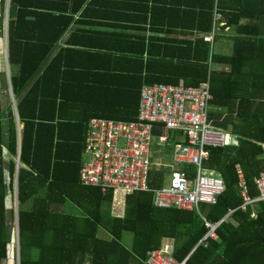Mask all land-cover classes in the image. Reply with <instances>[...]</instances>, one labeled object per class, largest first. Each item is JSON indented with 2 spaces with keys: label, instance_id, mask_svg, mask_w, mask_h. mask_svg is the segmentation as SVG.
Instances as JSON below:
<instances>
[{
  "label": "trees",
  "instance_id": "obj_1",
  "mask_svg": "<svg viewBox=\"0 0 264 264\" xmlns=\"http://www.w3.org/2000/svg\"><path fill=\"white\" fill-rule=\"evenodd\" d=\"M54 1L7 3L6 58L14 109L10 102L2 110L0 96V118H5L0 119V264L9 259L6 203L13 200L15 179L18 264H145L147 252L159 248L164 238L173 239L177 260L189 255L188 264H264V203H259L254 218L251 207L236 208L242 203L236 166L249 197L258 195L255 178L264 170V102L241 104L240 111L238 104L237 116L232 117L233 69L227 73L214 67L227 61L233 66L246 51L264 65V40L237 39L229 57L217 55L213 48L217 32L228 27L236 35H257L250 29L260 26L264 0H133L136 5L121 8L138 13L127 20L140 25L138 29L147 26L170 37L149 36L146 44L142 35L136 38L139 43L124 44L132 48L105 39L101 57L108 75L102 87L89 86V78L72 71L76 63L65 59L64 50L48 60L72 21L67 6ZM3 8L0 0L1 14ZM214 12L221 18L210 44L203 36L211 31ZM242 17L248 20L243 25L238 23ZM123 49L147 56L126 62L145 72L132 89L115 68V54ZM204 81L211 93L208 119L223 129L230 124L231 132L239 135L237 146L207 147L202 162L225 183L214 205H200L205 218L214 222L236 208L216 228L217 239H208L206 246L197 245L207 229L196 211L153 205L151 189L162 186L169 168L149 171L150 190L125 194L121 216L109 210L113 190L102 193L79 181L91 118L136 120L144 83L198 86ZM122 94L124 101L117 99ZM131 97L135 99L129 102ZM242 110L250 111L251 118ZM153 134L168 137L169 131L156 126ZM183 168L192 172L191 166ZM67 202L79 212H65L62 206ZM99 229L106 237L98 235ZM125 232L131 234L129 246L123 243Z\"/></svg>",
  "mask_w": 264,
  "mask_h": 264
},
{
  "label": "built area",
  "instance_id": "obj_2",
  "mask_svg": "<svg viewBox=\"0 0 264 264\" xmlns=\"http://www.w3.org/2000/svg\"><path fill=\"white\" fill-rule=\"evenodd\" d=\"M221 15L213 13L211 31L203 39L212 44ZM221 24V23H220ZM211 93L207 81L198 86L167 83L144 84L140 89L136 120L124 121L93 117L89 120L79 181L83 186L98 187L102 193L108 190L130 194L147 191L148 174L152 166L169 168L168 182L151 189L153 205L157 208L174 207L194 210L207 229L197 245H207L208 239H217L216 228L236 209L251 207L250 217H256L258 205L264 203V170L255 178L258 195L249 197L240 169L239 185L242 203L219 220L211 222L200 211L201 204L212 206L225 190L223 179L214 171L204 169L203 160L208 156L207 147H221L226 142L227 132L208 121ZM161 126L177 133L182 142L170 144V135L157 136L154 151L153 129ZM171 145V160L153 162L160 147ZM159 159V158H157ZM191 166L192 172L184 170ZM174 245L164 242L159 248L147 252L145 264H188L187 255L182 260L173 256Z\"/></svg>",
  "mask_w": 264,
  "mask_h": 264
},
{
  "label": "crops",
  "instance_id": "obj_3",
  "mask_svg": "<svg viewBox=\"0 0 264 264\" xmlns=\"http://www.w3.org/2000/svg\"><path fill=\"white\" fill-rule=\"evenodd\" d=\"M54 2L58 3L61 6H67V12L70 13L72 16V21L67 28V30L63 33L60 39L56 42L54 47L52 48L48 60L52 58L56 53L61 50L65 51V59L68 60L72 65H74V69L72 71H77L80 75L87 79V83L89 86L92 85L93 87H102L104 85V79L106 78L107 71L103 67L106 63L105 59H102L101 53L105 51V39L110 38L108 43L114 45H124L127 42L131 43H139L136 38L145 36V43L148 44L149 36H158L169 38L170 36L165 33H156L152 32L146 28L144 30L138 29L137 27H141L134 22H130L127 19L130 17H135L138 13L129 12V11H121V8H125L126 6L136 5L137 3L133 0H55ZM262 6L261 8H263ZM112 8V9H111ZM74 9V10H73ZM2 15V17H1ZM248 22L246 17H242L238 20V23L243 25ZM1 23L3 25V37L0 36V44H2V51L0 52V70L3 71L5 76V0H4V8L3 14L0 11V26ZM260 26L258 29L252 27L250 30H257V35H239L234 32V28H225L223 31H219L216 34V39L213 43L215 45L214 52L217 55L227 56L229 57L233 51L235 46V41L237 39H256V40H264V16L259 18ZM144 26V25H142ZM114 33L115 35H113ZM122 35H129L131 39H124ZM128 48H132L133 46H127ZM72 51H79V53L70 52ZM124 50V51H123ZM117 50L116 56L119 57V60L116 62V70L118 74L124 75L128 79L130 89H132L137 82H140L141 77L142 79L145 76V72L140 70V67L135 64H127V61L138 60L137 58H142L145 60L147 58L146 53L140 55L137 52H125L126 49ZM263 54V53H259ZM245 57H239L236 60L235 64L232 66L229 61L226 63L218 62L214 64L217 70L226 71L229 73L233 69V83H232V90L233 92V99L232 104H234V111L232 112V117H236V107L239 104V111L240 105H259V103L264 102V65L255 63V61L251 58L252 53L250 51H246L244 53ZM79 64H83L80 65ZM78 66L79 68H76ZM233 67V68H232ZM78 69V70H76ZM81 69V70H79ZM139 71V72H138ZM1 75V74H0ZM256 75V76H255ZM5 78V77H4ZM138 80V81H137ZM5 83V82H4ZM158 83V82H155ZM146 84V83H144ZM143 84V85H144ZM152 84V83H150ZM171 84V83H167ZM141 85V87L143 86ZM1 94L5 95V89L2 87L0 82V96ZM126 94L120 95L117 99L118 100H126L124 97ZM256 97L255 100L247 101L251 97ZM140 98V93H139ZM135 98L131 97L129 102L133 101ZM139 106V103H138ZM1 108L2 110L5 109V105H2L1 100ZM210 110V106H209ZM219 111V109H218ZM246 117L250 116V111L242 110ZM138 114V111H137ZM209 114V111H208ZM3 115V114H2ZM241 115V114H240ZM263 117V116H262ZM2 118V116H1ZM0 118V119H1ZM251 118V117H249ZM5 119V118H4ZM105 119V118H103ZM208 121L211 123L212 126L221 128L219 126H215L210 119ZM225 132L232 135V139L230 141L231 146H237L239 135L231 132V125L228 124L225 129L221 128ZM169 131V130H168ZM173 134L169 131V135ZM157 136H163L160 134H154L153 142H154V151L158 149L156 146V139ZM182 137L177 136L176 141L182 142ZM227 146V145H226ZM264 148V145H263ZM264 154V152H263ZM264 157V155H263ZM238 166H236V171ZM218 174V172H216ZM219 175V174H218ZM220 176V175H219ZM221 177V176H220ZM222 178V177H221ZM165 179V176H164ZM164 182V180H163ZM122 193L121 191H118ZM114 194V191H113ZM122 198V208H124V194ZM113 198V195H112ZM112 203V202H111ZM72 205L71 203H65L62 208L64 211H70ZM119 202L113 203V207L111 209V214L115 216H121L123 214L120 213ZM74 206V205H72ZM111 206V205H110ZM116 209L114 210V208ZM200 209V207H199ZM201 211V210H200ZM76 212V211H74ZM101 237H106L103 235ZM171 243L174 245V241L171 238H164L161 242Z\"/></svg>",
  "mask_w": 264,
  "mask_h": 264
},
{
  "label": "rangeland",
  "instance_id": "obj_4",
  "mask_svg": "<svg viewBox=\"0 0 264 264\" xmlns=\"http://www.w3.org/2000/svg\"><path fill=\"white\" fill-rule=\"evenodd\" d=\"M2 17V15H1ZM3 25L1 23V26H0V36L3 37ZM1 42V41H0ZM215 47V45H213V48ZM2 51V44H0V52ZM1 67V66H0ZM2 70V69H1ZM0 70V82H1V85L2 87H4L5 89V95L4 94H1V100H2V105H5V107L8 105V103L11 102V95H10V92H9V87H8V78H7V74H6V68H5V76H4V73L3 71ZM5 77V78H4ZM5 82V83H4ZM3 121H5L3 115H2V118H1ZM170 136V139H169V142L170 144L173 143L174 141H176V138L177 136H180L178 135L177 133H173L171 134ZM166 138V137H165ZM232 139V135H230L229 133H227V138H226V142H230ZM170 152H171V145L167 146H162L160 147V151L158 152V154H154L153 156V162H160V163H166L168 161L171 160V157H170ZM159 158V159H157ZM160 169V167H157L155 165L152 166V171L153 170H158ZM165 180H166V183L168 182V173L165 172ZM122 198H123V195L122 193L118 192V191H114V194H113V198H112V203H111V206H110V212H111V209H112V205L113 203L115 202H119V208H120V213H122L123 211V208H122ZM7 208H6V218H7V224H8V228H7V232H8V241H9V259L8 261L6 262V264H18V258L16 259V248H17V241H16V220H15V216H16V207H15V203L14 201L10 200V198H8V201H7ZM71 207V210L70 211H73V212H69V213H73V214H76L79 212L78 208L75 207V206H72L70 205ZM116 209V207L114 208V210ZM76 211V212H74ZM67 212V211H65ZM98 235L99 236H103V235H106L105 232L102 230V229H99L98 230ZM123 243L126 245V246H129L130 243H131V234L128 233V232H125L124 233V238H123Z\"/></svg>",
  "mask_w": 264,
  "mask_h": 264
},
{
  "label": "water",
  "instance_id": "obj_5",
  "mask_svg": "<svg viewBox=\"0 0 264 264\" xmlns=\"http://www.w3.org/2000/svg\"><path fill=\"white\" fill-rule=\"evenodd\" d=\"M7 3H8V0H5V68H6V74H7V80H8V87H9V92H10V95H11V105H12V108L14 109V101H13V97H12V92H11V88H10V84H9V77H8V65H7V58H6V20H7ZM15 163L17 165V158L15 160ZM13 201L15 203V207H16V179H15V183H14V193H13ZM16 209V208H15ZM15 220H16V216H15ZM17 223V222H16ZM16 241H17V224H16ZM17 244V243H16ZM18 257V248H16V259Z\"/></svg>",
  "mask_w": 264,
  "mask_h": 264
}]
</instances>
